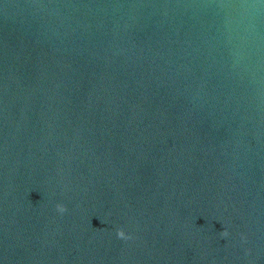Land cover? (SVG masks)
<instances>
[{"label":"water","instance_id":"1","mask_svg":"<svg viewBox=\"0 0 264 264\" xmlns=\"http://www.w3.org/2000/svg\"><path fill=\"white\" fill-rule=\"evenodd\" d=\"M0 264H264V0H0Z\"/></svg>","mask_w":264,"mask_h":264},{"label":"clouds","instance_id":"2","mask_svg":"<svg viewBox=\"0 0 264 264\" xmlns=\"http://www.w3.org/2000/svg\"><path fill=\"white\" fill-rule=\"evenodd\" d=\"M56 208H57V210H58L60 213H63V212L66 211L65 206L62 205V204H57V205H56ZM116 235H117L118 238H121V239H129V238H130L129 236H127V235L125 234V232H124V230H123L122 228H118V229L116 230ZM221 235H222V236H227V235H228L227 230L225 229V230L221 231Z\"/></svg>","mask_w":264,"mask_h":264}]
</instances>
